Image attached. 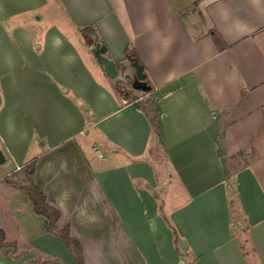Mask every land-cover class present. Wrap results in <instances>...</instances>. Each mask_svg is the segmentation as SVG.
I'll return each mask as SVG.
<instances>
[{
    "label": "crops",
    "instance_id": "obj_1",
    "mask_svg": "<svg viewBox=\"0 0 264 264\" xmlns=\"http://www.w3.org/2000/svg\"><path fill=\"white\" fill-rule=\"evenodd\" d=\"M0 98V264H77L33 163L85 264H264V0H0Z\"/></svg>",
    "mask_w": 264,
    "mask_h": 264
},
{
    "label": "trees",
    "instance_id": "obj_2",
    "mask_svg": "<svg viewBox=\"0 0 264 264\" xmlns=\"http://www.w3.org/2000/svg\"><path fill=\"white\" fill-rule=\"evenodd\" d=\"M92 31H93V28L89 26L83 27V33H85L86 37L89 39H90V33ZM102 44L105 45L104 42H102ZM127 56L128 57L130 56L133 59H136L139 63L143 64L138 58V56L132 50H129V52L127 53ZM147 81L150 83L148 79ZM145 107L152 114V122L158 134H160V125L157 120L159 111H160L158 104L153 98H149L148 100H146ZM34 168H35V164L33 163L30 165L29 170H28L29 184L26 186V190L29 193V197L34 205L35 211L38 214L43 215L48 219L47 230L49 232H55L56 235L61 237V239L66 244V246L71 249L76 263L85 264L82 245L77 238L71 235L70 228L67 226L63 228L62 230H56V223L61 216V212L58 208L49 204V202L47 201L46 194L43 192V190L38 185L35 184L34 173H33ZM2 245H4V238H3V232L0 231V246Z\"/></svg>",
    "mask_w": 264,
    "mask_h": 264
},
{
    "label": "water",
    "instance_id": "obj_3",
    "mask_svg": "<svg viewBox=\"0 0 264 264\" xmlns=\"http://www.w3.org/2000/svg\"><path fill=\"white\" fill-rule=\"evenodd\" d=\"M106 49V45L95 40L90 44V50L95 54L98 62L104 66L108 77L114 79L122 74V79L128 83H131L133 89L142 90L145 92L152 90V85L146 79L147 75L145 73L143 64L129 56L128 58L130 60V65L135 69V73L130 74L125 71L124 68L121 67L115 60L106 56ZM5 160L6 159L3 151L0 148V163H4Z\"/></svg>",
    "mask_w": 264,
    "mask_h": 264
},
{
    "label": "rangeland",
    "instance_id": "obj_4",
    "mask_svg": "<svg viewBox=\"0 0 264 264\" xmlns=\"http://www.w3.org/2000/svg\"><path fill=\"white\" fill-rule=\"evenodd\" d=\"M130 68H131V70H135L133 67H131L130 66ZM125 83H122V85H116V89H117V92L120 94V95H125V93H124V88H125ZM134 90V92L136 93L138 90H136V89H133ZM139 91H141L140 93H138V94H142L143 92L144 93H147V92H150V91H147V92H145V91H142V90H139ZM150 97H146L143 101H142V103L143 104H146V100H148ZM57 236V238H60L58 235H56ZM60 240H62L61 238H60ZM63 244H65L64 242H63ZM65 246V248H66V250L67 251H70V252H72L71 251V249L70 248H68L67 246H66V244L64 245ZM64 260H66V259H63V257L61 256V259H60V261L63 263V264H65V262H64Z\"/></svg>",
    "mask_w": 264,
    "mask_h": 264
},
{
    "label": "flooded vegetation",
    "instance_id": "obj_5",
    "mask_svg": "<svg viewBox=\"0 0 264 264\" xmlns=\"http://www.w3.org/2000/svg\"><path fill=\"white\" fill-rule=\"evenodd\" d=\"M125 84H126V86L124 88V93L126 94L129 91L133 90V88H132V84L131 83H128V82L125 81Z\"/></svg>",
    "mask_w": 264,
    "mask_h": 264
},
{
    "label": "clouds",
    "instance_id": "obj_6",
    "mask_svg": "<svg viewBox=\"0 0 264 264\" xmlns=\"http://www.w3.org/2000/svg\"><path fill=\"white\" fill-rule=\"evenodd\" d=\"M56 39H57V42H59L58 38H56Z\"/></svg>",
    "mask_w": 264,
    "mask_h": 264
}]
</instances>
